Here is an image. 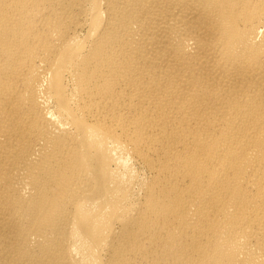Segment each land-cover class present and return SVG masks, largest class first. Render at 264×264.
Instances as JSON below:
<instances>
[{
    "label": "bare ground",
    "instance_id": "6f19581e",
    "mask_svg": "<svg viewBox=\"0 0 264 264\" xmlns=\"http://www.w3.org/2000/svg\"><path fill=\"white\" fill-rule=\"evenodd\" d=\"M0 264H264V0H0Z\"/></svg>",
    "mask_w": 264,
    "mask_h": 264
}]
</instances>
